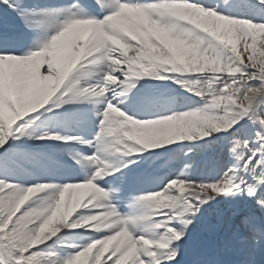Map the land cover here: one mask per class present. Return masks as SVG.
I'll return each mask as SVG.
<instances>
[{
    "label": "snow or ice",
    "instance_id": "6c2138e0",
    "mask_svg": "<svg viewBox=\"0 0 264 264\" xmlns=\"http://www.w3.org/2000/svg\"><path fill=\"white\" fill-rule=\"evenodd\" d=\"M0 264H264V0H0Z\"/></svg>",
    "mask_w": 264,
    "mask_h": 264
}]
</instances>
